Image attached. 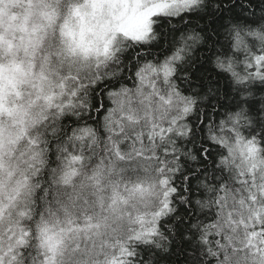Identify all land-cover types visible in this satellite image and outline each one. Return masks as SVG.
I'll return each mask as SVG.
<instances>
[{
	"label": "snow or ice",
	"instance_id": "1",
	"mask_svg": "<svg viewBox=\"0 0 264 264\" xmlns=\"http://www.w3.org/2000/svg\"><path fill=\"white\" fill-rule=\"evenodd\" d=\"M135 3L0 0V264H264V0Z\"/></svg>",
	"mask_w": 264,
	"mask_h": 264
},
{
	"label": "clouds",
	"instance_id": "2",
	"mask_svg": "<svg viewBox=\"0 0 264 264\" xmlns=\"http://www.w3.org/2000/svg\"><path fill=\"white\" fill-rule=\"evenodd\" d=\"M95 3V8L90 5L82 10L81 17L73 18L67 23L64 40L69 47L80 51L102 48L107 36L116 26L122 24L127 30L135 28L138 22L135 0H95ZM120 40L122 46L126 41L123 37ZM147 196V192L140 190L129 194L130 202L135 203H140Z\"/></svg>",
	"mask_w": 264,
	"mask_h": 264
}]
</instances>
